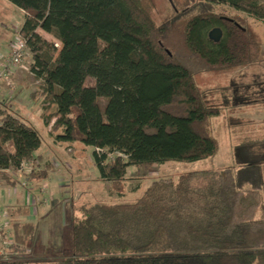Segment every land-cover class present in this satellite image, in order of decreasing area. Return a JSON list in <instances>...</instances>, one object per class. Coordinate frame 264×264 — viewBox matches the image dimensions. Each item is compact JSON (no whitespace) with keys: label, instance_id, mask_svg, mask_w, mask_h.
Here are the masks:
<instances>
[{"label":"trees","instance_id":"obj_1","mask_svg":"<svg viewBox=\"0 0 264 264\" xmlns=\"http://www.w3.org/2000/svg\"><path fill=\"white\" fill-rule=\"evenodd\" d=\"M6 1L25 14L20 34L32 73L46 111L54 108L45 124L54 121L57 142L93 148L100 178L121 197L130 167L214 157L219 146L209 124L222 110L207 103L195 78L261 57L246 18L223 16L214 4L264 22L261 0H204L161 24L153 0ZM217 29L219 41L211 38ZM42 145L39 132L0 103V183L18 185ZM263 165L264 140L246 141L232 166L153 181L133 204L89 205L56 264H264ZM48 171L33 170L28 180H45ZM15 227L23 237L0 264H33L17 257L36 228Z\"/></svg>","mask_w":264,"mask_h":264},{"label":"rangeland","instance_id":"obj_2","mask_svg":"<svg viewBox=\"0 0 264 264\" xmlns=\"http://www.w3.org/2000/svg\"><path fill=\"white\" fill-rule=\"evenodd\" d=\"M200 1L204 0H153L152 14L156 23L161 24L173 18L176 11L182 12L187 6ZM214 4L223 16L246 18L262 42L261 57L257 63L221 73H203L195 78L207 103L222 110L221 116L211 119L209 124V131L217 140L219 150L214 157L195 163L168 162L163 165L130 167L126 191L121 197L108 182L100 178L93 148L79 143L57 142L52 132L54 121L45 124L44 115L53 114L54 108L46 111L48 105L44 104V98L40 96L42 83L32 74L33 54L30 49L25 51L20 67H6L14 44L19 38L24 39L20 28L25 22V14L8 1L0 0V74L5 67L7 69L6 77H0V103L12 115L35 127L43 139L33 163H28L26 169L17 174L20 183L18 191L22 195L20 201L15 202V193H9L10 197L3 195V206H0V258L7 257V250L17 242V235L23 237L21 227L16 230V224L23 226L32 223L36 234L30 238L32 240L24 255L20 254L17 258L31 259L33 264H56L63 250L73 246V229L84 218L85 207L97 203L133 204L153 181L177 179L193 171L224 169L233 162L234 145L264 137V124L254 123L249 115L254 109L252 104H261L258 100H264L261 94L264 92V22L242 14L225 3L215 1ZM39 33L55 44L58 52L61 50L55 38L43 31ZM177 39L180 42L178 34ZM5 44L9 46L4 53ZM88 82L94 84L92 79ZM259 108L264 109V106ZM115 157L111 155L109 159ZM47 169L50 181L28 180L27 174L31 171ZM136 186H139L138 191H133ZM37 190L39 194H35ZM20 207L26 210V214L14 215L13 212Z\"/></svg>","mask_w":264,"mask_h":264},{"label":"crops","instance_id":"obj_3","mask_svg":"<svg viewBox=\"0 0 264 264\" xmlns=\"http://www.w3.org/2000/svg\"><path fill=\"white\" fill-rule=\"evenodd\" d=\"M21 28H22V26H21ZM21 28H20V31H21ZM40 34V33H39ZM41 35V34H40ZM8 46L9 45H3V47H4V49H3V52L5 53V51L6 50H8ZM4 63V62H3ZM7 65V64H6ZM3 66H4V64H3ZM261 94H263L264 95V92L263 93H261ZM258 101H260V103L261 104H259V103H257V104H252L253 105V107H254V109L252 110V114L250 113L249 115H250V118H252V120H253V122L254 123H263L264 124V109H261V108H259V106H264V100L263 99H260V100H258ZM7 104H11V102H8ZM254 105H256V107L254 106ZM29 113V112H28ZM31 114V113H30ZM29 114V115H30ZM35 128V127H34ZM230 128V127H229ZM37 130V129H36ZM262 140H264V137L263 138H254L253 140H249V141H262ZM246 142V141H245ZM242 143H244V142H242ZM241 143V144H242ZM240 144H237V145H234V147H233V162H232V164L230 165V166H232L233 164H234V152H235V148L237 147V146H239ZM41 149V148H40ZM40 149H39V151H40ZM219 150V149H218ZM39 151L35 154L36 156L38 155V153H39ZM35 156V157H36ZM229 167V166H228ZM263 169H264V165H263V167H262V171H263ZM209 170V169H208ZM214 170H217V169H214ZM128 171H129V168H128V170H127V176H128ZM126 176V181H127V179H128V177ZM18 178V177H17ZM18 181H19V179H18ZM48 181H50V176H49V171H48V177L45 179V180H41V182H48ZM35 182H39V181H35ZM126 183V182H125ZM19 184L20 183H18V185H16V186H14V187H10V186H6V185H3L2 183H0V206H3V195L5 196V197H10V195H9V193H15L14 194V197H15V202H19L20 200V198L22 197V195H21V193L18 191V186H19ZM136 188H138L139 189V186H136L134 189H133V191L136 189ZM137 190V189H136ZM33 192V191H32ZM34 193V192H33ZM39 194V191L37 190V192H35V194ZM13 197V196H12ZM11 199V198H10ZM20 209H22L23 210V212L21 211L20 213H17L16 215H21V214H25V209L24 208H18V210H20ZM14 214V213H13ZM15 215V214H14ZM32 224V223H31Z\"/></svg>","mask_w":264,"mask_h":264},{"label":"built area","instance_id":"obj_4","mask_svg":"<svg viewBox=\"0 0 264 264\" xmlns=\"http://www.w3.org/2000/svg\"><path fill=\"white\" fill-rule=\"evenodd\" d=\"M27 48L28 47H27L26 40L19 38L18 42L14 44V48L12 50L11 58H10L9 62L7 63L6 67L7 68H9V67H14V68L20 67L23 63V59L25 57V51L27 50ZM6 67L3 70V73L0 74V77H6V72H7ZM25 166H27V164H23L22 169L20 170L21 172L26 169Z\"/></svg>","mask_w":264,"mask_h":264},{"label":"water","instance_id":"obj_5","mask_svg":"<svg viewBox=\"0 0 264 264\" xmlns=\"http://www.w3.org/2000/svg\"><path fill=\"white\" fill-rule=\"evenodd\" d=\"M221 35H222L221 31L217 29V30H214V31L211 33V38H212L213 40H215V41H219L220 38H221Z\"/></svg>","mask_w":264,"mask_h":264}]
</instances>
